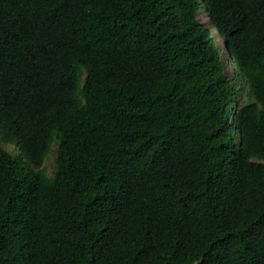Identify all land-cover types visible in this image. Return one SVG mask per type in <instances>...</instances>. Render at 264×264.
<instances>
[{
	"label": "trees",
	"instance_id": "1",
	"mask_svg": "<svg viewBox=\"0 0 264 264\" xmlns=\"http://www.w3.org/2000/svg\"><path fill=\"white\" fill-rule=\"evenodd\" d=\"M0 264H264V0H0Z\"/></svg>",
	"mask_w": 264,
	"mask_h": 264
},
{
	"label": "rangeland",
	"instance_id": "2",
	"mask_svg": "<svg viewBox=\"0 0 264 264\" xmlns=\"http://www.w3.org/2000/svg\"><path fill=\"white\" fill-rule=\"evenodd\" d=\"M200 19L202 22H205L207 24V18L205 17V14L203 11H200ZM217 40L219 41V43L221 44V47L223 48V43L222 40L218 38V36H216ZM225 57L227 58V55H225ZM227 73L229 75H232V67L229 66V68L227 69ZM246 95L244 93L241 94V97L238 100V106L241 107L243 106L246 102ZM3 147L10 153L12 154H17L19 153V150H17L16 147L14 146H10L7 144H3ZM55 149H56V145H54L53 147V152L49 155L47 161H46V168L48 170V173L50 176H52L54 174L55 171V163H56V153H55Z\"/></svg>",
	"mask_w": 264,
	"mask_h": 264
}]
</instances>
